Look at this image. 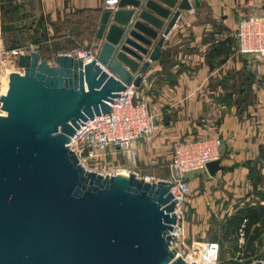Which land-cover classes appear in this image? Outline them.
Masks as SVG:
<instances>
[{"label": "water", "instance_id": "water-1", "mask_svg": "<svg viewBox=\"0 0 264 264\" xmlns=\"http://www.w3.org/2000/svg\"><path fill=\"white\" fill-rule=\"evenodd\" d=\"M115 2L98 15L91 62L68 54L47 61L33 51L18 56L16 68H5L0 264H188L168 246L175 221L168 181L86 171L66 146L89 120L121 104L126 86L139 87L179 12L200 5ZM16 47L11 40L6 49ZM222 170L219 160L205 165L209 176Z\"/></svg>", "mask_w": 264, "mask_h": 264}, {"label": "crops", "instance_id": "crops-1", "mask_svg": "<svg viewBox=\"0 0 264 264\" xmlns=\"http://www.w3.org/2000/svg\"><path fill=\"white\" fill-rule=\"evenodd\" d=\"M103 1L23 0L20 9L13 3L18 12L13 24L24 26L25 35L37 50L43 45L59 46L64 39H81L83 33L87 38H82V44L95 54L99 41L94 33ZM199 2L200 5L189 12H179L163 37L158 60L149 62L141 76L145 85L141 86L139 81L137 95L147 101L158 118L153 134L131 143L132 158L120 163L144 179H163L168 174L171 147L177 140L218 137L222 153L219 164L223 170L210 176L206 172L187 175L191 192L190 197L185 196L187 241L206 242L211 241L205 238V232L211 225L207 218L212 211L223 207V212L230 213L247 201L244 194L248 192L250 180L245 162L257 163L256 168L261 173L264 61L257 75H253L246 58L236 53L232 31L238 12L249 4L254 13L264 18V0ZM80 11L83 13L79 14ZM87 13L93 14L92 22L95 21L91 34L83 19ZM76 25L80 26L78 33L74 29ZM70 51L59 50L56 55ZM56 55L46 54L41 58L51 61ZM243 75H251L247 87L240 85ZM245 93L250 99L240 103Z\"/></svg>", "mask_w": 264, "mask_h": 264}, {"label": "built area", "instance_id": "built-area-1", "mask_svg": "<svg viewBox=\"0 0 264 264\" xmlns=\"http://www.w3.org/2000/svg\"><path fill=\"white\" fill-rule=\"evenodd\" d=\"M249 2V0H248ZM23 0H14L18 9L22 8ZM102 10L113 8L115 0H104ZM232 38L235 42L236 53L246 58L250 65V71L257 75L260 70V63L264 61V18L254 13L249 4L242 8L237 14L235 27L232 31ZM16 43V42H15ZM10 44V43H9ZM0 39V77L3 73L2 62L11 60L13 67L20 55H27L37 49L31 43L25 46L17 45L16 48L7 51L9 46ZM84 63L94 59V53L90 48L81 47L67 53ZM140 84L145 85L142 78ZM122 92L123 102L113 107L109 113L95 117L87 122L84 132L78 133L71 145H66L72 151L77 160L78 166L86 171L100 175H128L133 171L125 169L119 163L128 161L133 154L130 144L144 140L151 136L154 130L157 114L150 109L147 101L137 95V89L132 85L126 86ZM221 141L218 137H197L193 139L177 140L172 147L168 162V175L163 178L169 182V193L175 200L174 213L175 221L171 225L169 248L175 250L177 256L181 257L188 264H217L218 245L216 241H187L185 229V200L189 192L187 175L205 173L206 163L213 160H220ZM261 174L264 178V155L260 160ZM260 203L264 205V190ZM241 224L236 230V244L238 249L230 257L231 264H251L264 259V252L260 258H253L242 250V239L244 230ZM264 247V242H263Z\"/></svg>", "mask_w": 264, "mask_h": 264}, {"label": "rangeland", "instance_id": "rangeland-1", "mask_svg": "<svg viewBox=\"0 0 264 264\" xmlns=\"http://www.w3.org/2000/svg\"><path fill=\"white\" fill-rule=\"evenodd\" d=\"M14 0H0V39L3 40V43L5 45H8L10 43L11 40H16L15 42L18 45L21 46H25L26 44H28L27 42H29V38L27 35H25V31H24V26L23 25H14L11 22H7L6 17L11 15L8 12V9L14 7L13 6ZM12 10V9H11ZM10 10V11H11ZM18 13V12H17ZM69 30L71 29L70 27H68ZM82 36L87 38V35H83ZM82 37V38H83ZM82 38L81 39H76L73 40L72 38H68V39H64L66 41H70V44L66 45V47H68V51L70 50H75L76 48H81V47H87L86 45L82 44ZM37 40H41L40 38H36ZM63 41V40H61ZM30 43V42H29ZM42 47V54L45 56L46 53L44 51L45 47ZM6 58V57H5ZM15 68L13 67V64L11 62V60L9 59H5L4 60V64H3V73L0 77V80H2V77L5 74V68ZM1 84V81H0ZM120 163V162H119ZM261 173H259V170L256 168V164L254 165V173H251L249 175V180H250V187L248 189V192L244 195H246V199L247 201H244V203L241 205L242 207L246 204V203H250L252 202V204H259L260 199L262 198V193L264 190V180L262 179V176L260 177ZM191 195V192L188 193L187 196ZM190 197V196H189ZM257 206V205H255ZM224 208L220 207L219 209L213 210L211 216H208V224H211L209 226L206 227V234H205V238L207 240L212 238V235L215 234V240L217 242L218 245V251H217V264H231L232 261L230 259V257H232L236 251V245L234 244L233 241V234L232 233H227L226 237L227 238H223L222 233H223V228L222 226H220L224 221H222L223 217L220 218L221 213L223 212ZM190 214V213H189ZM215 220V221H214ZM213 221V222H212ZM219 222V223H217ZM257 223H260L258 221H256V223L252 224L251 226H249V229L252 230L254 227L256 228ZM243 244L245 241V237H243L242 239ZM264 242V229L261 230V232L258 234V236L256 238H254L252 244H253V249H249V248H244L243 251L244 253L246 252H250L253 253V258H260L258 256H262L263 252H264V247H262ZM257 256V257H255Z\"/></svg>", "mask_w": 264, "mask_h": 264}, {"label": "trees", "instance_id": "trees-1", "mask_svg": "<svg viewBox=\"0 0 264 264\" xmlns=\"http://www.w3.org/2000/svg\"><path fill=\"white\" fill-rule=\"evenodd\" d=\"M11 9L10 8L8 9V12L11 15L7 16L6 20H7V22L13 23V21H16L18 19V13H17V10H16L17 8L16 7L15 8L12 7ZM93 12H96V10L93 11ZM82 13H83V11L79 12V14H82ZM92 17H93V14L90 15V13H87L83 17L84 21H86V24H87L86 27L89 30L90 34L92 33L94 22H95L94 20L92 22ZM77 28L79 29L80 26L79 27L77 25L74 26V29H76L75 31H77ZM77 33H78V31H77ZM74 34H73V36H74ZM79 34L81 35L80 30H79ZM69 35L71 36L70 33H69ZM14 41H16V40H14ZM67 44L69 45L70 41L63 40L62 44L59 45V46H58V44H53V45L50 46V48H48V46H44L45 47L44 51H45L46 54H48V56L51 55V54L56 55L59 52V50L68 51V47H66ZM37 51H38V54H40V57H43L42 49H40V47L38 48ZM250 76L243 75L242 78L240 79V81H241L240 85L242 84L245 87L249 86V84L251 83V81H250L251 77ZM241 96L242 97H241L240 103H247L249 101V99H250L248 93H245V94H243ZM262 146H263V149H261V152H262V150L264 151V144ZM245 163H246V165L248 167V178H249V175L251 173H254V165L256 164V167H257V163H254V162H245ZM261 176H262V179L264 180L262 174L260 175V177ZM255 205H257V206H255ZM222 217H223L222 221H224L220 225L223 228L222 236L225 239V238H227L226 237L227 233H229V232L232 233L233 234V241H234V244L236 245V250L238 249V245L236 244V230H237V227L241 224L242 220L243 219L245 220L243 225H242V228L244 230L243 237H245V241H244V244L242 243L243 245H242L241 248H242V250L244 248H249V249L252 250L253 249L252 242H253L254 238H256L258 236V234L261 232V230L264 229V205H262V204H251V203L248 202L243 207L242 206L236 207L230 213L224 212L222 214ZM256 221L260 222V223H257L259 225H257L256 228L254 227L252 230H250L249 226H251L252 224L256 223ZM217 223H219V222H217ZM214 237H215V234H213L212 238L209 239V240L212 241L213 239L216 238V237L215 238ZM213 241H215V240H213ZM262 247H263V245H262ZM246 254L253 255V253H250V252H246L245 255ZM255 257H257V256H255ZM258 257H261V256H258Z\"/></svg>", "mask_w": 264, "mask_h": 264}, {"label": "bare ground", "instance_id": "bare-ground-1", "mask_svg": "<svg viewBox=\"0 0 264 264\" xmlns=\"http://www.w3.org/2000/svg\"><path fill=\"white\" fill-rule=\"evenodd\" d=\"M7 58V57H6ZM3 64H4V61L2 62V64H1V66H2V68H3ZM3 70V69H2ZM1 81V80H0Z\"/></svg>", "mask_w": 264, "mask_h": 264}]
</instances>
